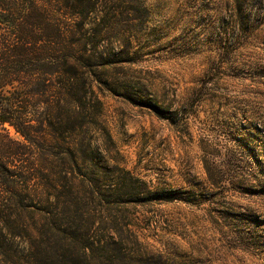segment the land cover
Segmentation results:
<instances>
[{
    "label": "rangeland",
    "instance_id": "374dc122",
    "mask_svg": "<svg viewBox=\"0 0 264 264\" xmlns=\"http://www.w3.org/2000/svg\"><path fill=\"white\" fill-rule=\"evenodd\" d=\"M130 7L111 12L122 17H110L102 39L109 49L124 44L119 78L142 92L94 86L102 106L89 99L83 112L105 155L165 197L131 204L125 222L169 264H264V0ZM150 101L178 110L179 123L158 117ZM82 118L76 131L89 125ZM205 162L220 170L218 183Z\"/></svg>",
    "mask_w": 264,
    "mask_h": 264
},
{
    "label": "trees",
    "instance_id": "16d2710c",
    "mask_svg": "<svg viewBox=\"0 0 264 264\" xmlns=\"http://www.w3.org/2000/svg\"><path fill=\"white\" fill-rule=\"evenodd\" d=\"M144 1L0 0V125L23 138L0 132V264H169L125 222L131 204L165 200L162 191L109 159L83 115L89 99L102 106L94 86L142 92L119 78L124 44L109 49L102 36L119 5L130 12ZM150 102L179 123L178 110ZM77 116L87 128L75 130ZM204 166L218 183L217 166Z\"/></svg>",
    "mask_w": 264,
    "mask_h": 264
}]
</instances>
